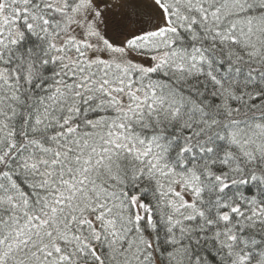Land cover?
Here are the masks:
<instances>
[{"label":"snow or ice","instance_id":"1","mask_svg":"<svg viewBox=\"0 0 264 264\" xmlns=\"http://www.w3.org/2000/svg\"><path fill=\"white\" fill-rule=\"evenodd\" d=\"M0 264H264V0H0Z\"/></svg>","mask_w":264,"mask_h":264}]
</instances>
